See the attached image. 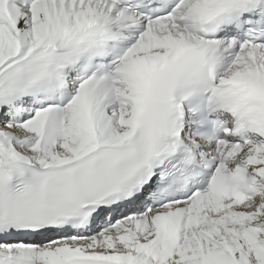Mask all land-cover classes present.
I'll return each instance as SVG.
<instances>
[{
    "label": "snow or ice",
    "instance_id": "snow-or-ice-1",
    "mask_svg": "<svg viewBox=\"0 0 264 264\" xmlns=\"http://www.w3.org/2000/svg\"><path fill=\"white\" fill-rule=\"evenodd\" d=\"M0 264H264V0H0Z\"/></svg>",
    "mask_w": 264,
    "mask_h": 264
}]
</instances>
